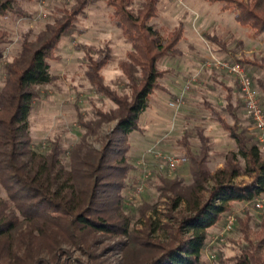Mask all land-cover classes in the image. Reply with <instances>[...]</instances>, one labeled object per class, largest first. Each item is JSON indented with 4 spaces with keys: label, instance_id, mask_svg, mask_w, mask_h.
Segmentation results:
<instances>
[{
    "label": "trees",
    "instance_id": "trees-1",
    "mask_svg": "<svg viewBox=\"0 0 264 264\" xmlns=\"http://www.w3.org/2000/svg\"><path fill=\"white\" fill-rule=\"evenodd\" d=\"M24 1L0 0V19H9L12 14L27 16L20 4ZM160 1L142 0L138 10L133 8L134 0L106 1L116 27L131 47L119 63L129 93L122 95L104 81L103 69L114 62L109 46L82 47L90 84L116 106L108 112L97 109L94 121L81 120L89 132H96L103 123L117 122L113 137L102 150L90 148L85 135L68 151L66 163L67 151L60 138L52 141L44 153L34 148L30 137L29 119L34 104L42 98V89L58 79L52 72V62L60 60L57 52L62 39L86 16L90 0H74L71 7L66 6L62 15L46 24L35 40H25L5 66L0 90V264H108L102 259L104 252L113 249L123 253L119 264H202L208 229L231 214L235 203L251 204L264 196V151L255 129L250 133L248 127L241 128L240 101L234 107L232 90L228 89L227 111L233 125L205 104L237 147L236 151L225 153V169L215 173L209 170V137L200 131V149L194 152L190 134L184 133L180 144L189 159L186 165L191 183L186 185L164 176L157 179L161 197L172 194L173 208H184L172 241L153 242L148 235L142 237L130 229V219L120 209V194L132 170L125 156L130 147L117 149L114 141L122 138L125 142L131 134L143 132L140 121L152 96L156 92L168 93L162 81L173 71L161 69L160 62L182 55L179 44L184 38V23L168 36L151 24L159 18ZM204 1L220 4L222 11H235L236 21L242 27L255 36L264 35V0ZM6 37L7 33L0 30V52ZM259 86L264 91L262 81ZM241 176L251 177L252 182L237 185L235 179ZM210 181L214 186L206 197ZM246 217L240 232L247 245L234 257V264H264V234L251 239V219L248 214ZM237 222L243 225L241 219ZM107 236L119 240L113 247L97 251L96 246ZM73 249L82 251L86 259L75 257Z\"/></svg>",
    "mask_w": 264,
    "mask_h": 264
},
{
    "label": "rangeland",
    "instance_id": "rangeland-1",
    "mask_svg": "<svg viewBox=\"0 0 264 264\" xmlns=\"http://www.w3.org/2000/svg\"><path fill=\"white\" fill-rule=\"evenodd\" d=\"M40 1L26 0L20 3L23 11L28 13L27 16L12 14L9 19H0V30L7 33L6 43L0 52V90L4 85L5 66L17 55L23 42L35 40L46 24L60 17L66 6L71 7L74 4V0H47L44 6ZM106 1L90 0L86 16L63 37L57 52L60 60L52 62V72L58 79L54 84L42 89V98L35 102L29 119L30 137L34 148L45 153L51 142L60 138L63 149L67 151L64 155L66 163L69 161L68 151L79 144L85 135L90 148L102 150L109 138L113 137L112 132L117 124L116 121L103 123L96 132H89L81 124V120L88 123L97 119L95 116L97 109L108 112L116 108L114 103L99 95L90 84L82 47L100 49L109 46L114 62L103 69L104 81L122 95L129 93L128 82L119 63L125 59L131 47L122 30L116 27L112 9L106 5ZM141 3L142 0H134L133 8L138 10ZM44 14L47 17H44ZM182 21H185L187 32L185 35L188 39L187 42H181L179 45L184 53L182 63H179L182 68L178 69L177 76H167L162 84L166 87L168 84L172 85L175 91L180 89L177 97L183 95L184 104L172 108L170 102L175 96L156 92L152 96L149 109L141 117L140 125L143 132L131 134L125 142H122V138L114 141V147H118L117 149H124L129 145L130 148L125 152V156L128 164L132 166L125 180L126 187L120 194L122 200L120 209L123 215L130 219L131 230L142 237L148 235L153 242L162 244L172 241L178 225L177 219L181 217L184 208L182 206L173 208L172 194L161 197L157 191L159 185L157 179L164 176L172 181L181 180L186 185L192 180L188 165L180 167L174 175L167 176L154 172L155 176L152 179L145 180L144 169L139 164L146 157L147 168L153 169L155 166V160L147 155V151L164 138L165 144L161 143L159 149L168 154L186 155V149L181 146L180 141L187 132L190 134L191 148L194 152H198L201 145L198 133L201 131L210 138L209 170L215 173L219 169H225V153L236 151L237 147L205 108L206 103L210 104L228 124L233 125L234 121L227 111L228 93L223 86L232 90L234 107L240 101L241 128L249 127L252 123L246 114L240 90L238 91L239 87L234 79L214 65L202 69L207 63L213 64L214 58L224 60L226 57L220 47L206 39L204 33L220 37L227 43L229 52L240 57L237 59L252 63H245V67L260 92L264 108V91L259 86L260 81L264 83V36L249 40L247 28L236 21L235 11H222L220 4H212L204 0H161L159 18L154 19L151 24L163 35L168 36ZM239 40L245 41V44ZM188 43L194 46L195 51L189 50ZM180 57L182 56L178 58ZM172 60H163L159 64L160 68H170L167 63ZM190 60H193V65L183 66L190 63ZM195 75H198L197 84L184 93L189 80ZM251 182L252 178L248 176L235 179L237 185ZM141 184L145 185L143 191L138 190ZM213 186V181L206 185V197L209 196ZM2 195L4 196L5 193L2 192ZM258 200L263 204L261 209L256 207ZM258 200L251 204H234L231 214L237 218V221L241 219L243 225L237 222L231 232H225L227 216L230 214L208 229L202 264H234V257L238 256L247 245L240 232L246 223L247 214L251 219L248 226L251 239L255 240L259 234H264V196ZM118 240L107 236L96 246V250L100 252L105 247H113ZM73 253L75 257L86 259L80 250L73 249ZM261 253L264 256V246ZM102 259L108 264H119L123 260V253L119 249L105 250Z\"/></svg>",
    "mask_w": 264,
    "mask_h": 264
},
{
    "label": "built area",
    "instance_id": "built-area-1",
    "mask_svg": "<svg viewBox=\"0 0 264 264\" xmlns=\"http://www.w3.org/2000/svg\"><path fill=\"white\" fill-rule=\"evenodd\" d=\"M47 0H41V5H46ZM44 17H47L44 14ZM214 63H207L205 68H211L213 65L217 66L219 69L227 72L229 75L233 76L238 83L242 101L245 107L246 114L248 118L252 121L254 129L257 133V140L260 144L261 149L264 150V108L260 92L256 88L254 81L247 71L245 65L239 59H227V60H218L213 59ZM197 76H193L188 84L185 87L184 93L188 92L191 89V85L197 80ZM184 104V96L176 97L172 102H170V107L176 108ZM161 142H157L156 146L152 147L147 151V155L151 156L155 160V166L153 169L147 168L146 157L139 164L142 169H144V179H152L155 176V173L171 176L182 166L188 164V157L186 155L178 154H168L165 153L161 148ZM144 184H141L138 187V190L143 191ZM256 207L261 209L263 204L258 200L256 202ZM237 223V218L230 214L227 216V224L225 227V232H231L235 224ZM224 241V240H222ZM215 258V257H214Z\"/></svg>",
    "mask_w": 264,
    "mask_h": 264
},
{
    "label": "crops",
    "instance_id": "crops-1",
    "mask_svg": "<svg viewBox=\"0 0 264 264\" xmlns=\"http://www.w3.org/2000/svg\"><path fill=\"white\" fill-rule=\"evenodd\" d=\"M200 19H201V17H200ZM185 21H182V22H180V23H184ZM184 25H185V23H184ZM177 28V27H176ZM247 31H246V33H247V38L249 39V40H253V39H256V38H259V37H262V36H264V35H261V36H255L249 29H246ZM187 32L186 31H184V38L182 39V43L183 42H187V35H185ZM205 35V37H207L206 39L209 41V42H211V43H213V44H215V45H217L218 47H220L219 49H221V51L224 53V54H226V57L224 58V60H227V59H237V58H240V57H238V56H234L233 55V53L232 52H229V50H228V45H227V43H225L220 37H218V36H211V35H209V34H207V33H204ZM216 39H218L219 41L218 42H215L216 41ZM242 42V43H244L245 44V41H242V40H239V42ZM180 42V43H181ZM246 43H247V41H246ZM189 44V46H188V48H189V50L190 51H195V49H194V46L192 45V44H190V43H188ZM180 45V44H179ZM180 48V47H179ZM180 50H181V56L182 57H180V58H174L172 61H170L169 63H167L168 65H170V68H166L165 70H172L173 72H172V74L171 75H169L170 77H173L174 75L175 76H177L176 74H177V72H178V69H181L182 67L180 66V62L182 61V59L184 58V53H183V51H182V49L180 48ZM194 60V59H193ZM193 60L191 61L190 60V63H187V64H184L183 66H185L186 67V65L188 66V65H193ZM182 63V62H181ZM252 64V63H251ZM169 67V66H168ZM179 67V68H178ZM222 72H225V71H223V70H221ZM225 73H227V72H225ZM228 76H230L231 78H233L234 79V81L236 82V84H237V87H238V83H237V80L233 77V76H231V75H229L228 74ZM197 82H198V80H196L193 84H192V86H191V88L194 86V85H196L197 84ZM171 85V84H170ZM166 87V86H165ZM223 87H225L224 89L227 91V93H228V89L229 88H227L226 86H223ZM167 91H168V95H173V96H175L174 97V99L177 97V95L179 94V91H180V89H178V90H174L173 89V86L171 85V86H169V84L167 85ZM238 91H239V88H238ZM234 93H237V91H234ZM166 94V95H167ZM172 99V98H171ZM245 114V113H244ZM249 128V130L251 131V130H254V125H253V123H251V125L248 127ZM160 141H161V143H163L164 142V144H165V139L164 138H162V139H160ZM164 146V145H163ZM165 147H167L166 145H165Z\"/></svg>",
    "mask_w": 264,
    "mask_h": 264
}]
</instances>
